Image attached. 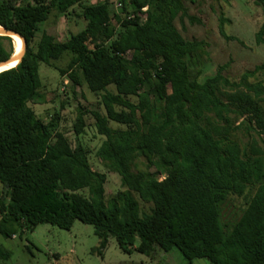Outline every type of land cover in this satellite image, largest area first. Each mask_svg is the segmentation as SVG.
I'll return each mask as SVG.
<instances>
[{
  "label": "trees",
  "instance_id": "trees-1",
  "mask_svg": "<svg viewBox=\"0 0 264 264\" xmlns=\"http://www.w3.org/2000/svg\"><path fill=\"white\" fill-rule=\"evenodd\" d=\"M121 2L122 13L112 16L110 0H0V26L26 41L19 65L0 73V234L9 239L17 228L33 233L40 225L70 230L80 221L94 227L100 255L115 238L126 254L176 248L187 264H264V82H250L264 64L239 82L224 75L226 66L200 81L192 69L208 54L206 43L184 39L175 24L197 21L185 0ZM254 2L264 12V0ZM77 5L86 26L71 42L47 33L36 41L53 12L67 17ZM224 22L220 34L235 40ZM256 42L264 45V24ZM14 53V40L0 36V63ZM66 54L61 76L101 94L106 114L93 112L106 138L99 154L126 189L116 202H106L107 177L92 169L88 151L73 148L29 105L46 101L40 66ZM84 130L80 113L74 131ZM140 159L145 169L133 172ZM231 197L246 199L233 224L223 220ZM140 201L151 205L148 213ZM11 256L0 247V261Z\"/></svg>",
  "mask_w": 264,
  "mask_h": 264
},
{
  "label": "rangeland",
  "instance_id": "rangeland-1",
  "mask_svg": "<svg viewBox=\"0 0 264 264\" xmlns=\"http://www.w3.org/2000/svg\"><path fill=\"white\" fill-rule=\"evenodd\" d=\"M98 1L103 0H85V3L94 4ZM185 6L188 15L197 21L192 23L184 18L177 19L175 24L184 39L206 43L208 54L197 59L192 69L193 74L201 72L200 81L214 76L220 66H226L224 75L239 82L245 72L264 64V45L256 42V34L264 24V12L254 0H185ZM110 12L112 16L122 13L113 6ZM81 13L78 5L67 17L53 12L50 19L40 25L36 41L47 33L61 43L71 42L72 35L86 26L84 19L78 16ZM221 18L225 20L223 27L226 35L235 40H227L220 34ZM70 57L66 54L52 65L40 66L41 92L46 101L29 105L42 122L52 125L54 133L64 134L73 148L81 145L88 151L92 169L107 177L106 202H116L126 189L122 187L116 170L99 154L106 138L99 135L93 112L106 114L101 94L92 93L86 85L75 88L68 76H61L60 71L67 67ZM256 77L250 82H264V71ZM109 91L115 93V86H110ZM130 100L136 104L139 102L138 97H131ZM80 113L84 114L85 130L77 136L74 125ZM109 126L115 130L125 129L113 122ZM144 162V159L136 160L132 171L144 170ZM4 193V187L0 184V199ZM140 206L142 213L150 211V204L140 201ZM245 207L246 199L231 197L224 206V222L233 224ZM99 242L94 227L80 221H76L70 230L40 225L30 233L17 228V234L9 239L0 234V247L12 253L9 260H1L0 264H187L176 248L169 253L159 250L153 257L137 252L126 254L119 248L116 239L110 238L107 248L100 255ZM193 264L210 262L198 259Z\"/></svg>",
  "mask_w": 264,
  "mask_h": 264
},
{
  "label": "water",
  "instance_id": "water-1",
  "mask_svg": "<svg viewBox=\"0 0 264 264\" xmlns=\"http://www.w3.org/2000/svg\"><path fill=\"white\" fill-rule=\"evenodd\" d=\"M0 36L10 37L12 39H14L16 37V38H19L21 40V42H22L21 53L18 55L16 53H14V55H12L8 61L0 63V69L5 67V66L11 65L13 63L15 64V66L12 68L17 67L19 65V63L22 61V59L26 53V41H25V39L21 35H19L18 33L14 32V31L7 30L1 26H0ZM12 68H9V69H12ZM9 69H7V70H9ZM3 71H6V70H3ZM3 71H0V73Z\"/></svg>",
  "mask_w": 264,
  "mask_h": 264
},
{
  "label": "bare ground",
  "instance_id": "bare-ground-1",
  "mask_svg": "<svg viewBox=\"0 0 264 264\" xmlns=\"http://www.w3.org/2000/svg\"><path fill=\"white\" fill-rule=\"evenodd\" d=\"M13 40L15 43V53L18 55L21 53V50H22V42L19 38H16V37ZM14 66H15V64L13 63L11 65H8V66L1 68L0 71L7 70V69L12 68Z\"/></svg>",
  "mask_w": 264,
  "mask_h": 264
},
{
  "label": "built area",
  "instance_id": "built-area-1",
  "mask_svg": "<svg viewBox=\"0 0 264 264\" xmlns=\"http://www.w3.org/2000/svg\"><path fill=\"white\" fill-rule=\"evenodd\" d=\"M112 6L115 7L118 12H122L124 9V4L121 2V0H110V10ZM143 11H146V8H144ZM133 18L134 16L128 17V19Z\"/></svg>",
  "mask_w": 264,
  "mask_h": 264
},
{
  "label": "crops",
  "instance_id": "crops-1",
  "mask_svg": "<svg viewBox=\"0 0 264 264\" xmlns=\"http://www.w3.org/2000/svg\"><path fill=\"white\" fill-rule=\"evenodd\" d=\"M68 82L66 81L65 84H67Z\"/></svg>",
  "mask_w": 264,
  "mask_h": 264
}]
</instances>
